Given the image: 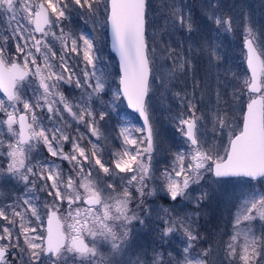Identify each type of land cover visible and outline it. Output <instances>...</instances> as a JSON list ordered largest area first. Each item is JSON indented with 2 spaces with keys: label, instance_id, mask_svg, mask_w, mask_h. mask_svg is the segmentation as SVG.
Here are the masks:
<instances>
[{
  "label": "snow or ice",
  "instance_id": "1",
  "mask_svg": "<svg viewBox=\"0 0 264 264\" xmlns=\"http://www.w3.org/2000/svg\"><path fill=\"white\" fill-rule=\"evenodd\" d=\"M159 11L164 23L149 34V0H0V181L22 188L7 202L0 197V264H264V26L243 13L246 70L238 73L222 68L216 37L239 23L220 0L202 5L215 29L176 0H160ZM73 14L110 28L116 89L97 38L65 30ZM177 32L183 39L173 41ZM197 61L206 65L202 79ZM181 78L184 87L172 91ZM64 86L80 96L69 99ZM157 90L179 101L167 117L176 147L163 164L152 118ZM122 99L142 126L120 115ZM114 117L110 139L103 129ZM41 148L48 156L34 159ZM207 176L219 186L213 191L232 186L231 234L197 251L206 242L194 225L212 196L201 183ZM161 193L168 207L146 203ZM187 203L194 210L181 214ZM153 221L163 227L160 248L149 253L135 234Z\"/></svg>",
  "mask_w": 264,
  "mask_h": 264
},
{
  "label": "rangeland",
  "instance_id": "2",
  "mask_svg": "<svg viewBox=\"0 0 264 264\" xmlns=\"http://www.w3.org/2000/svg\"><path fill=\"white\" fill-rule=\"evenodd\" d=\"M187 1L189 2V6L191 8V11L193 12L192 13L193 16L194 15L197 16L195 22L208 24L212 29H215V25H212L210 21H205L202 16V5L206 2V0H187ZM149 2L152 5V18H153V26L149 29V34H151L153 32H158L159 26H162L164 21L162 17H160V11H159L160 0H149ZM220 3L223 6V10L225 11V13H227L228 10L231 9V15L237 18L239 26H237V24H234V30L232 32H228V33L221 32L216 37V39L218 43L220 42L222 43L226 52L228 53V59H230L233 62L232 69L234 70L236 68V72L243 73L246 67V64H242L243 13L247 12L251 16L252 20L255 21L258 26H264V0H220ZM64 26L66 31L70 30L75 33H79L83 29L97 38V45L101 49L100 55H102L105 58V60L108 62V71H110L111 73V80H110L111 88L113 90L116 89L119 82L120 71H119L117 58L110 48L108 29H103L96 25H93L91 20H89L87 24H85V21L76 17L75 14H73L70 21L64 22ZM93 28H95V31H93ZM213 35H215V32H213ZM178 37L179 39L183 38L182 36H178ZM196 37L198 39L197 43H200V37L199 36ZM157 39L159 41V37ZM163 39L168 40V36L167 37L164 36ZM220 51H221V47H220ZM222 68H226V65H222ZM213 82L215 88V81ZM63 90L65 92V95H67L69 99L80 96L79 90H73L70 87H68L67 91L65 90V88H63ZM179 90L180 87H178L176 83L175 87L172 88V91H179ZM161 91L162 90H157L152 97V104H153L152 118L154 123L159 127L160 130V152L159 155L157 156V159L161 160L163 164V162L170 161L171 159V156L168 154L166 150L169 148L175 150L176 147L174 143V139L178 138V134L175 133L172 121L167 117L170 114H175L176 112L179 111V101L173 100L171 96L168 95L167 93H165L164 96H161ZM0 95H2V93H0ZM111 95L112 93L111 91H109L107 95L104 96V99L109 100L111 98ZM199 97H200V93L198 99ZM206 98L208 97L205 96L204 100ZM208 100L206 101V103L208 102ZM97 106H98V102H97ZM125 106L127 107L124 100L120 102V115L130 120L132 124L138 127L142 126L143 123L140 117L136 115V113H134L128 107H127L128 109H126ZM169 108L171 109V113H169L168 111ZM239 115L240 114L238 110L235 113H233V116L237 120H239ZM104 123L105 122H101V125L103 126ZM117 123L118 120L117 118L114 117L111 121L108 122V126L104 127L103 129L106 135H109L110 139L111 137H114L116 135V132L118 131L116 127ZM81 131H84L83 126H81ZM101 143L103 144V141H101ZM111 144L114 145L116 148H119L118 140H112ZM67 150L68 148L67 146H65V151ZM40 152L42 153V155L34 156V159H44L45 157L48 156L45 149L41 148ZM108 158H109L108 153L106 151L104 159L108 160ZM56 163L61 164V166L65 169V171H67L68 169L67 162L61 163V161L56 160ZM212 179L213 178L211 176H207L206 180L208 181V183H205V181H201L204 187L207 188L210 192H212V196L210 197L209 200L202 203L200 209L198 210L200 212V216H199L198 224L194 225V227H196L197 231L203 234L206 242L198 245L197 251L200 248L207 247L208 243H211L214 240H219L221 238V235L223 241L226 242L228 240L229 235L231 234V225H230L231 213L227 209V198H228V193H230L232 190V186L227 185L225 186L224 189H220V191H213V189H218L219 186L212 184L211 183ZM20 191H22V188L16 187L14 181H9V182L0 181V197L7 198L4 202L10 200L14 195H18ZM159 196H161V200L157 198ZM157 197L148 198L146 203L157 208L159 206H163V207L169 206L170 201L164 198L162 193L159 194ZM131 207L135 209V203H133ZM193 210H194L193 205L191 203H187L181 207L180 212L181 214L191 213ZM212 211H215L217 213L219 219L218 222L214 221L211 225H209L208 218ZM231 211L234 212L235 208H232ZM146 223L148 224V226L143 228L141 231L137 232L135 234V238L137 243L144 245L146 248H148L149 253H151V248L153 246H155L158 249L160 248V245L158 243L157 228L163 227V225L157 224L154 221L146 222ZM136 227L139 229L140 225L137 224ZM173 240L176 244H178L180 240L179 235L175 236Z\"/></svg>",
  "mask_w": 264,
  "mask_h": 264
},
{
  "label": "trees",
  "instance_id": "3",
  "mask_svg": "<svg viewBox=\"0 0 264 264\" xmlns=\"http://www.w3.org/2000/svg\"><path fill=\"white\" fill-rule=\"evenodd\" d=\"M177 2V4L178 5H180V6H182V5H184V4H187L188 6H189V2L187 1V0H177L176 1ZM186 2V3H185ZM190 7V6H189ZM193 13V12H192ZM160 17H161V13H160ZM193 18H194V21H195V19L197 18V16L196 15H194L193 16ZM178 36H182L183 37V33L182 32H177L176 34H175V36L172 38L173 39V41H175V40H178L179 39V37ZM167 37V36H166ZM168 39H169V37H168ZM183 39V38H182ZM197 37L195 36V41H196V43H197ZM197 44H199V43H197ZM219 45H220V47H221V54L222 55H224V57H225V59H224V61L222 62V65H226V68H227V66H231L232 68H233V62L230 60V59H228V53L226 52V50H225V48H224V46L222 45V43L220 42L219 43ZM245 66V65H244ZM206 65L202 62V61H197V63H196V72H197V74H198V76H199V78H203L204 76H205V73H206ZM235 71H236V68L234 69ZM245 70H246V67H245ZM214 81V80H213ZM211 82V84H212V87L214 88V82ZM189 84H190V81H189ZM177 86L178 87H180V89L182 88V87H184V82H183V78H181V80H180V82H177ZM190 90V89H189ZM199 91H197V99H198V96H199ZM209 99V97L208 98H206L205 99V103H206V101ZM211 99H212V101H214V95L211 97ZM122 101H123V99H122ZM125 108L126 109H128L126 106H125ZM137 115V114H136ZM162 196V195H161ZM161 196H159V197H157L158 199H160L161 200ZM218 215H217V213L215 212V211H212L211 213H210V215H209V218H208V220H209V222H208V224L209 225H211L214 221H217L218 222ZM212 221V222H211ZM205 229V228H204ZM204 231V230H203Z\"/></svg>",
  "mask_w": 264,
  "mask_h": 264
},
{
  "label": "water",
  "instance_id": "4",
  "mask_svg": "<svg viewBox=\"0 0 264 264\" xmlns=\"http://www.w3.org/2000/svg\"><path fill=\"white\" fill-rule=\"evenodd\" d=\"M108 36H109V43H110V48H111V50H112V52L115 54V56H116V58H117V61H118V66H119V55L113 50V48H112V42H111V32H110V28L108 29ZM119 71H120V69H119ZM249 75H250V73H249ZM125 101V103H126V105H127V101L126 100H124ZM128 107V106H127ZM129 108V107H128ZM130 110H132L133 112H135L133 109H131V108H129ZM136 113V112H135ZM138 116H139V114L138 113H136ZM141 119V121H142V118H140ZM142 123H143V121H142Z\"/></svg>",
  "mask_w": 264,
  "mask_h": 264
},
{
  "label": "flooded vegetation",
  "instance_id": "5",
  "mask_svg": "<svg viewBox=\"0 0 264 264\" xmlns=\"http://www.w3.org/2000/svg\"><path fill=\"white\" fill-rule=\"evenodd\" d=\"M64 88H65L66 91L68 90V87L65 86Z\"/></svg>",
  "mask_w": 264,
  "mask_h": 264
}]
</instances>
